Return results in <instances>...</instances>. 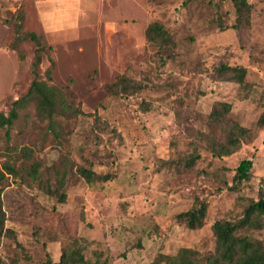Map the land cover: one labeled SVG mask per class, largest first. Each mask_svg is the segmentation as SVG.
Returning a JSON list of instances; mask_svg holds the SVG:
<instances>
[{
	"label": "rangeland",
	"instance_id": "rangeland-1",
	"mask_svg": "<svg viewBox=\"0 0 264 264\" xmlns=\"http://www.w3.org/2000/svg\"><path fill=\"white\" fill-rule=\"evenodd\" d=\"M42 1L0 0V113L8 115L35 79L59 89L77 112L51 126L32 102L0 129L1 197L14 231L0 238V264L58 261L74 238L86 240L88 257L103 250L111 264H154L183 248L212 253L214 222L238 218L240 198L257 199L264 188V0H248L251 25L240 30L233 0H94L80 23L53 31L41 18ZM18 13L23 32L36 33L42 46L36 72L37 44L25 39L13 49ZM153 22L172 34V49L148 44ZM221 64L246 67V87L219 76ZM120 75L145 88L109 93ZM218 102L230 103V118L250 130L226 157L209 151L213 138L223 139L210 118ZM244 160L253 163L251 178L234 191ZM36 163L37 179L28 173ZM7 164L19 175L7 174ZM81 167L110 180L89 184ZM60 184L64 203L50 195ZM197 200L208 203V214L202 229L190 230L177 215ZM253 236L264 240V231Z\"/></svg>",
	"mask_w": 264,
	"mask_h": 264
},
{
	"label": "trees",
	"instance_id": "trees-1",
	"mask_svg": "<svg viewBox=\"0 0 264 264\" xmlns=\"http://www.w3.org/2000/svg\"><path fill=\"white\" fill-rule=\"evenodd\" d=\"M236 10V21L234 28L243 29L251 25L252 5L248 0H233ZM23 15L18 13L13 23L17 32L16 41L13 49L18 48V43L31 39L37 44L36 57L34 62V72L42 62V46L36 33L23 32ZM146 38L148 44L157 46L161 49L170 50L175 46L172 34L159 22L151 23L146 29ZM219 76L235 82L241 87L247 85L248 69L241 66H231L221 64L218 67ZM49 79L52 74L49 71ZM145 88L144 84L131 80L125 75H120L116 82L107 86V91L115 96H131ZM36 103L37 114L43 120H49L51 126L55 123L58 115H67L68 112L76 113L73 105L68 104L64 94L56 87L49 86L45 81L35 79L27 94L13 103L9 114L0 113V129L11 128L19 117V110L30 103ZM142 109L147 111L150 106L143 102ZM232 106L228 102H218L213 107L210 118L213 122L221 125L223 139L213 138L209 144V151L217 157H226L234 154L241 146L243 140L248 137L250 130L234 122L230 118ZM260 126H264V113L258 120ZM22 153L30 156L32 150L23 148ZM200 157V156H198ZM197 157L187 161V166L191 167ZM39 164L33 165L29 174L37 179ZM253 163L251 160H244L237 168L233 177L231 189L238 191L239 187L248 182L251 178ZM4 170L9 175H19V171L12 165L7 164ZM80 175L87 183L93 184L97 178L101 177L91 168L81 167ZM4 174L0 173V182L4 179ZM105 181L110 180L109 175L101 177ZM61 184L53 193L59 195V201L65 202L66 193L61 191ZM245 201L241 215L236 219H220L214 222L212 226L215 237V249L208 255H200L197 250L183 248L175 256H165L160 254L157 262L154 264H264V240L254 237L255 233L264 231V188L258 192V198H240ZM208 214V203L197 200L191 209L177 215V219L184 223L190 230L202 229L205 225ZM6 212L3 208L1 189H0V238L3 236H14V231L6 227ZM247 232H250L247 233ZM88 245L83 238H74L62 250L58 261H49V264H111V258L103 250L95 252L94 256L88 257L86 251Z\"/></svg>",
	"mask_w": 264,
	"mask_h": 264
},
{
	"label": "crops",
	"instance_id": "crops-1",
	"mask_svg": "<svg viewBox=\"0 0 264 264\" xmlns=\"http://www.w3.org/2000/svg\"><path fill=\"white\" fill-rule=\"evenodd\" d=\"M94 0H43L39 5L41 18L49 30H57L66 25H76L82 19L83 11H86L94 3ZM63 5L62 11L58 6Z\"/></svg>",
	"mask_w": 264,
	"mask_h": 264
}]
</instances>
